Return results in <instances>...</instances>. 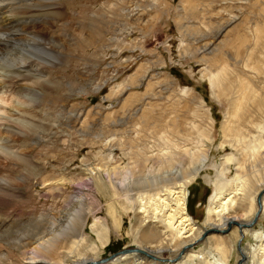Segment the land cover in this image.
Segmentation results:
<instances>
[{
  "label": "rangeland",
  "instance_id": "rangeland-1",
  "mask_svg": "<svg viewBox=\"0 0 264 264\" xmlns=\"http://www.w3.org/2000/svg\"><path fill=\"white\" fill-rule=\"evenodd\" d=\"M7 1L0 2L7 6L2 29L7 39L32 30L44 43L52 41L57 55L52 65H43L40 71L21 65L0 70V97L8 109L24 95L35 93L31 114L18 117L34 124L38 132L5 145L30 162L26 169L0 156V182H21L9 204L0 208V227L8 229L9 237L4 240L5 264L29 261L12 244V236L25 232L33 242L37 234L49 229L50 214L57 218L66 214V219L78 209L86 217L92 240L96 236L90 225L95 219L107 221L112 228L102 259L144 245L146 240L134 238L130 232L136 215L124 193L120 191L117 197L99 190L89 178L90 169L119 166L120 171L122 166L119 178L124 179L127 168L133 167L132 156L162 154L166 140L182 141L180 133L187 146L196 147L212 117L208 166L189 185L188 195L190 214L199 224L204 223L216 188L214 181L232 180L238 173L237 164L225 163V157L243 156L242 147L235 146L234 133L228 132L227 143L221 145L222 123L227 121L230 128L241 125L246 134L253 135L258 133L256 125L264 122V0H56L52 7L46 6L49 0H35L37 7L31 4L33 0ZM47 73L46 78L43 74ZM33 74L42 76L36 79ZM214 75L219 76V88ZM35 80L47 82L45 88L28 91ZM242 97L245 101L235 118L236 101ZM262 135L264 138L263 131ZM12 167L15 173H11ZM135 169L139 171L138 166ZM244 173L253 177L248 170ZM63 177L65 182L60 185ZM258 186L254 183V189ZM111 207L121 218L118 229L113 227ZM253 225L238 242L235 226L226 233L211 234L228 248L229 264H238L241 249L251 256L253 248H258L261 238H255L253 232L264 233V219ZM208 237L173 262L183 264L179 262L189 253L200 258L188 260V264L217 259L218 251ZM126 254L121 263L107 264H136L137 257ZM250 256L244 264H254ZM146 257L143 264H151ZM164 257L168 260L172 254L165 251ZM49 258L59 261L60 255Z\"/></svg>",
  "mask_w": 264,
  "mask_h": 264
},
{
  "label": "bare ground",
  "instance_id": "bare-ground-1",
  "mask_svg": "<svg viewBox=\"0 0 264 264\" xmlns=\"http://www.w3.org/2000/svg\"><path fill=\"white\" fill-rule=\"evenodd\" d=\"M34 1L35 0H33L31 4L37 7L38 4L37 2L34 3ZM49 1L51 3L46 4L47 7L55 5L56 0ZM39 5H41L40 2ZM6 7V5L0 4V37H4L3 39L0 38V70L2 71L7 68L6 70L8 71V67L14 66H29V68L34 67L39 71L40 68H43V65L48 68V65H52L53 63L52 59L56 58L57 55L54 53L52 41L49 40L44 43L43 41L46 40L36 32L32 33V30H29L30 32H24L23 30L24 33L18 34L21 37L16 36V38L11 37V39H7V37H9L7 36L8 34L2 32V29H4L3 27L6 26L7 20V12H5ZM25 7L27 6L25 5ZM41 76L42 75L39 76V74H36L34 78L38 79L37 77ZM43 76L47 78V76H50V73L43 74ZM213 77L217 80L215 86L218 87L220 83L219 76L214 75ZM46 83L47 82L35 80L34 86H28L27 90L34 91L36 89L35 87L40 88ZM34 95L35 93L24 95V99L13 104L12 109H8L6 105L3 104L6 103V100L2 96L0 97V143L4 144L0 145V156L5 157L8 161L22 165L24 168L29 166L30 162L25 160L24 157L17 152L9 150L10 146L6 148L5 145L19 138H24L29 134H38L37 127L34 124L18 117L31 114L30 111H33L35 107L33 103L35 101ZM244 101L245 98L243 99V97L236 101L233 117L236 118L240 115L241 104ZM6 115L17 117L12 120ZM256 128L258 133L250 135L246 134L241 125L232 126L230 128L227 121L222 123L221 132L223 140L221 145L223 146L224 143H227L226 137L228 132L234 133L238 139L235 146L239 149L242 147L241 151L243 152V156L238 159L232 155L225 157V163L237 164L235 168L238 173L232 180H225L224 182L217 179L214 181L216 188L213 195L210 197L204 223L199 224L190 214L188 209V195L189 185L192 184L196 178L202 174L204 168L208 166V142L212 140L211 133L214 129L212 117H210L209 130L207 133H201V137L203 138L200 139L201 143L199 140L196 142V147L187 146V143L183 140V133L179 131L182 141L176 142L171 139L166 140L164 150L161 149L163 152L162 154L154 156L143 154L141 155L143 158L140 159H134L132 156L133 159L131 164H133V167L127 168L126 178L122 176L124 179L119 178L120 174L123 175L124 172L122 166H120V171L118 170L119 166H114L113 168L96 166L90 169L89 178L99 190L109 191L112 195L117 197H119L120 191L124 193L129 209L136 215V223L133 225L130 232L134 238L140 236L142 239L146 240L144 245L138 244L136 248L127 249L129 251L116 255L118 256L116 258H114V256L102 259L100 257L101 251L110 242L112 228L108 225L107 221L95 219L90 225L91 232L96 236V240H92V236L86 231V217L83 216L79 209H75V213H72V215L70 213L68 217H65L66 219H64V215L66 214L61 218H57L53 214H48L51 219L49 220V229L45 228L47 230L46 232L41 236L37 234L33 242L29 239L30 236L27 233V236L24 234L25 232L23 234L20 233L21 235L19 234V236H12L10 238L14 241L12 244L21 249L19 253L28 258V264L121 263L128 255L126 254L128 252H132L137 257L136 264H143L145 262L143 260H146L147 257L145 254L135 253V250H141L154 255L156 259H150L152 262L151 264H176L177 262L174 263L173 261L178 258L182 259V255L186 252L188 253V249H191L195 244L209 235L208 238H211L212 246L215 245V250L218 251L219 257L213 261L205 260V263L229 264L230 255L228 248L218 238L219 236L214 234L225 233L232 228V226H235L239 231V235L237 236L238 242L241 237L247 234L248 229L254 226L253 224L257 222L258 219H264V196L261 197L264 192V138L262 137L264 122L257 124ZM247 136L249 137L248 140H246ZM189 140L190 138L188 141ZM259 165L261 166L259 167ZM136 166H138L139 171H136ZM1 168H3V166ZM15 169L16 168L10 169L11 173H15ZM18 169V171L22 170L20 168ZM244 169L250 171L253 177L245 174ZM20 174L21 172H19L18 175ZM23 176H25L24 173ZM208 177H206L207 180H209ZM252 178H254L255 181ZM60 181L62 182L60 185H62L65 182V177L61 178ZM254 183L256 186L259 185L258 188L254 189ZM20 187L21 182H15L14 180H12V182L8 180H6V182H0V208L9 204L10 198L14 196ZM13 192L15 193L13 194ZM131 197H136V200L132 201ZM75 203L78 204L77 202ZM240 211H242V215H240ZM109 213L113 216V227L115 229L120 228L121 218L117 217L118 214H116L114 207L109 208ZM58 226H60L59 229L56 228ZM157 227H163V229L160 230ZM38 231L39 225L35 228V234L38 233ZM160 233L161 236L159 237ZM212 233H214L213 236H211ZM253 234L255 238H261L257 246L258 248H253L251 256L247 255V253L241 249V258L239 259L241 262H238V264H244L247 256L252 258L254 264H264V233L260 230H255ZM0 237H2V240H0V254H2L3 257V259L0 258V264H5V259L8 258V251L6 250L7 247L5 248L6 243L4 240L9 238L8 229L1 230L0 227ZM10 242L11 241L8 243ZM238 245L239 247L237 246V248L240 249L241 244L238 243ZM64 246L67 248L63 249L62 247ZM165 251H169L172 254V258L168 260H166L165 257L162 258V253ZM61 252L62 254H60ZM13 253L15 252L11 254ZM50 255H60L59 261L53 259L52 261L49 258ZM26 258L24 259L23 257L24 260H26ZM195 258L199 259L200 256L189 253L187 259L179 263L188 264V260H193Z\"/></svg>",
  "mask_w": 264,
  "mask_h": 264
},
{
  "label": "water",
  "instance_id": "water-1",
  "mask_svg": "<svg viewBox=\"0 0 264 264\" xmlns=\"http://www.w3.org/2000/svg\"><path fill=\"white\" fill-rule=\"evenodd\" d=\"M255 218V217H254ZM254 220V219H253ZM254 222V221H253ZM250 225V224H249ZM250 227V226H249ZM226 233V232H225ZM238 247H239V245H238ZM127 251H129V250H127L126 248L125 249H121V250H119L118 252H116V253H114L113 255H111L110 257H106V258H111V257H114V256H116V255H118V254H120V253H124V252H127ZM136 252L135 253H140V254H145L146 256H148L149 258H151V259H156V257L154 256V255H152L151 253H146V252H144V251H141V250H135ZM161 260H164V259H161ZM239 263L241 262V260L240 261H238Z\"/></svg>",
  "mask_w": 264,
  "mask_h": 264
}]
</instances>
